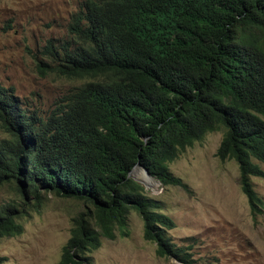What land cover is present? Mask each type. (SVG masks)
<instances>
[{"label":"trees","instance_id":"16d2710c","mask_svg":"<svg viewBox=\"0 0 264 264\" xmlns=\"http://www.w3.org/2000/svg\"><path fill=\"white\" fill-rule=\"evenodd\" d=\"M71 30L37 61L42 76L81 82L51 115L0 85V188L84 204L61 264H91L102 239L128 234L132 211L160 257L194 264L191 246L168 236L175 222L163 203L129 174L141 165L187 189L171 162L221 130L218 157L235 160L252 210H262L249 176L264 164V0H90ZM15 213L0 207V239L22 234Z\"/></svg>","mask_w":264,"mask_h":264},{"label":"rangeland","instance_id":"374dc122","mask_svg":"<svg viewBox=\"0 0 264 264\" xmlns=\"http://www.w3.org/2000/svg\"><path fill=\"white\" fill-rule=\"evenodd\" d=\"M89 1L0 0V85L14 89L22 107L39 117L51 115L81 85L40 75L37 61L49 59L44 54L50 43L61 47L72 40L73 19ZM223 134L209 133L171 162L170 171L187 189L165 187L156 180L148 187L139 176L143 169L132 178L163 203L164 213L175 222L168 236L176 248L191 246L187 253L194 264H264V164L255 160L263 175L249 176L263 201V211H253L238 164L218 157ZM4 137L0 129V139ZM0 207L16 209L15 218L23 226L21 235L0 239L3 264H61L73 221L85 210L80 201L43 193L38 202L9 187L0 188ZM126 231L122 235L117 229L114 240L102 239L101 248L90 255L91 264H183L157 254V245L146 241L144 222L134 211Z\"/></svg>","mask_w":264,"mask_h":264},{"label":"water","instance_id":"95a60500","mask_svg":"<svg viewBox=\"0 0 264 264\" xmlns=\"http://www.w3.org/2000/svg\"><path fill=\"white\" fill-rule=\"evenodd\" d=\"M139 169H143L144 171H145V173H146V176L148 177V178H150V180L151 181H154L155 179L151 176V174L148 172V170H146L145 168H144V166H141V165H137L133 170H132V172L129 174V177H131L132 178V174H136L137 173V171H139ZM135 181H137V182H139V180L135 177V178H133ZM143 184H145L146 186H148V184H150L149 182H142ZM159 183V182H158ZM159 184H161V183H159ZM149 187V186H148Z\"/></svg>","mask_w":264,"mask_h":264},{"label":"bare ground","instance_id":"6f19581e","mask_svg":"<svg viewBox=\"0 0 264 264\" xmlns=\"http://www.w3.org/2000/svg\"><path fill=\"white\" fill-rule=\"evenodd\" d=\"M83 90V89H82ZM140 171V170H139ZM139 171L137 172V174H139ZM141 178L140 179H143L144 178V181L145 182H151L150 178H148L146 176V174L142 171L141 174L139 175Z\"/></svg>","mask_w":264,"mask_h":264}]
</instances>
